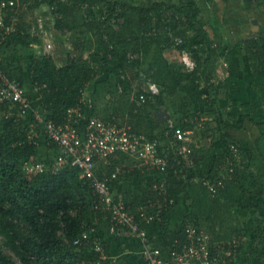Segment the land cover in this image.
Listing matches in <instances>:
<instances>
[{"label": "trees", "instance_id": "16d2710c", "mask_svg": "<svg viewBox=\"0 0 264 264\" xmlns=\"http://www.w3.org/2000/svg\"><path fill=\"white\" fill-rule=\"evenodd\" d=\"M77 1L80 8H83L90 6V3L96 0ZM241 1L245 6H253L257 9L260 6L264 7V0H235L233 3L237 5L236 3ZM19 2L27 8L19 12L15 20L16 32L0 48V66L11 77L22 83L33 104L44 112L46 120L65 125L69 122L70 109L81 107L85 111V108L91 105L92 109L88 111L89 113L100 116V111H103L102 117L106 122L115 120L114 122L121 123L118 119L124 118L125 112L124 107L122 110L120 107L123 102L116 99L117 92L120 89L124 92L130 90L131 82L127 75L135 72L136 68L138 70L142 68V64L138 61L136 64V61L131 60L129 56L131 52L141 53L144 58L154 53L161 54L149 69L152 74L150 71L147 73L150 79L152 78L163 88L159 97L144 91L146 98L143 102L147 107L158 110L168 96L176 97L179 89L186 82L197 83L199 78L204 81L209 90L211 106L216 112L221 141L225 147L221 155L214 153L208 176L212 179L224 171L225 168L222 166H226L228 158L233 156L232 143L240 146L243 152L245 149L248 158L245 159L242 168H236L233 180L226 181L224 187L214 195L215 197H212L213 194L211 195L201 182L192 183L178 178L175 170H171L167 176L170 195L174 199L185 195L189 212L178 231L170 228L168 217L170 209L163 213V219L156 228L162 231L163 239L175 241L176 238L183 239L186 224L194 222L198 227L220 238L221 233L216 232V228L220 224L223 230L227 220L225 213L232 208L245 209L247 198L256 195L257 204L248 205V208H255L260 221V225L252 231L260 233L255 246L258 252L264 255V180L260 174L264 170V163L261 164V170L252 167V160L254 163L256 157L247 146L234 139L230 120L225 119L218 108L217 97L224 84L222 81L212 82L210 68L211 62L221 53L212 47V40L205 31L206 22L201 16L202 8L198 6L199 4L194 0H183L182 7L174 8L162 3L140 7L118 1L109 3L103 22L93 23L91 26L92 36L84 33L75 37L76 39L72 42V51L68 55L69 59L63 66L58 67L52 56L41 59L32 58L28 78L13 48L18 46L30 48L32 44L40 43L41 38L33 36L30 30L32 25L37 24L39 15L37 12L40 6L47 2L52 5L58 2L59 11L65 15L66 20L70 15L68 6L63 3V0H37L36 2L19 0ZM163 6H167V9L162 10ZM166 11L172 14L165 13ZM183 25L196 32V39L200 41L198 43L200 51L204 54V58L199 57L201 65L193 72L184 69L182 62L180 67L178 63L171 62L164 56L166 48L163 46L167 45L172 47L173 54H178L179 58L184 50L191 52L192 44L186 32L183 31ZM179 39L181 42H178ZM242 44L239 46L247 52L254 70L264 71V36L257 39L247 38ZM96 47L101 51L100 63L85 57L87 52H91ZM104 75L107 77L104 78ZM26 79H30L29 82ZM29 89L33 91V94L29 92ZM8 107L9 105L0 107V111L5 113ZM2 115L0 120V236L2 237L0 264H81L82 262L92 264L100 261L101 254L94 250V245L80 247L75 244L82 233L93 226L94 221L105 216L93 210L94 196L90 181L82 176L79 168L71 165L61 167L56 173L53 171L27 173L25 169L27 163L39 161L47 165L53 163L59 148L49 139H46L44 144H35L30 141L28 129L31 123L36 121L34 117L27 116L28 119L20 118L16 121ZM131 115H133L132 112ZM147 118L142 119V123L149 121L152 128L159 126L157 118L153 119L151 115ZM246 118L256 124L250 114H242L233 126L243 130ZM132 126L133 131L141 133L142 125L134 123ZM38 131L41 136H44L42 128H38ZM198 152L193 148L191 155L196 168L192 172L201 167L202 162L210 156L200 155ZM115 184L117 181L114 182ZM151 184L152 181L148 179L147 187ZM87 224L89 226H86ZM143 226L145 229L150 227ZM226 231L228 233L225 234L224 230L223 236L235 232L237 235H244L249 232L243 227L227 228ZM98 237L105 245L102 235L98 233ZM105 250L108 253L107 247ZM109 262L101 261V264H109ZM138 264H145L143 258Z\"/></svg>", "mask_w": 264, "mask_h": 264}, {"label": "crops", "instance_id": "0c3cea01", "mask_svg": "<svg viewBox=\"0 0 264 264\" xmlns=\"http://www.w3.org/2000/svg\"><path fill=\"white\" fill-rule=\"evenodd\" d=\"M194 1L199 4L198 6L200 8H202L201 16L206 22L205 31L208 33L210 39L212 40V47L216 50L218 49V51L221 53V55L215 59L217 61L213 60L214 62L213 66L218 65L216 69V72L218 70V73H216L218 76L217 78H219L220 81H222V83L224 84L223 87H226V89L229 92L232 106L234 108V112L230 114L232 115V117H235L234 114H236V111L239 112L238 109L241 108L243 110L240 112L239 116H241L242 114H250L252 120L253 121L255 120L256 125L259 124L260 127H263L264 125L263 124L261 125L260 121H264L263 118L264 117V71L254 70L253 64L250 61L247 52L244 49H242L241 46L239 45L242 44L243 41L247 38L255 37L257 39V37H260L262 35L264 36V16H263L264 7L260 6L259 8L260 10H259L253 6L252 7L245 6L242 1L236 3L237 5H235L233 3L235 0L234 1L233 0H194ZM220 2L221 5L219 4ZM222 9H226L227 11L221 12V15L218 16L219 14L218 12ZM209 12H211V15L209 17L211 18L210 21L206 19V14ZM212 13H216V14L218 13V14L217 16L216 14L214 16L212 15ZM4 18H5V27L3 30L4 40L0 45V48L5 43H7L8 40L11 38L12 34L16 32V26L13 32L12 31L7 32L6 30L7 26L13 27L11 23L12 21L10 17H8L7 12ZM30 30H31V34L38 38V36L34 35L33 25ZM38 44H32L30 47L32 46L36 47L38 46ZM142 63H144V59L142 60ZM225 63H227L228 65H225ZM224 66L226 67L225 68L226 74L224 72V75H222L220 69L224 68ZM1 69L5 75H7L9 78H13L2 67ZM140 70L141 69L139 70L137 69L135 73L134 72L129 73L127 76L131 82V90L133 93L132 97L135 98L131 102L132 105L130 103L131 106L129 105L128 107L140 108L141 111L145 113L131 115V112L126 113L124 110L125 112L123 116L124 121L121 123L117 122V124L127 127L131 133L141 135L145 141L158 143L159 151L161 154H165L168 151L174 152L172 149V143L174 141L172 127L182 128L185 131L193 132V134H191L192 143H194L193 148H195L197 152L198 151L202 152L203 148L206 146V140L205 138L203 139L204 132L207 133L206 138L209 136L214 137L212 126L214 125L215 122L216 124L218 123L216 119V112L214 111V108L211 106V103L208 102L207 98L205 99L202 98L203 106L200 105L199 107V104H201L200 95H197V97L199 96V98L196 99L192 98L194 96L190 98L188 97L186 98L184 96L182 97V93L178 91L176 97L168 96L165 99V102L163 103V105H165L166 107V110L165 109L164 110L167 111L168 115L164 117L158 115V111H162L163 109H159L158 111L150 110L147 111L146 114V110H149V108L151 107H147L146 104L143 102V100L146 98V96L144 95L145 94L144 91H149V93H152L149 84L150 83L156 84V83L152 80V78L143 79L142 77L137 76V74H140ZM146 81H147V85H146ZM162 88L163 86L161 87V89ZM119 92L124 93L122 89H120L117 93L119 94ZM152 95L157 96V94L154 93H152ZM217 99H218L217 101L218 108L220 112H222V115L224 116V114L226 113L224 112V108L220 102L221 101L220 92L218 94ZM180 102L184 104L185 108L183 107V104L180 105ZM5 105H9V104H4L1 107ZM126 105L127 103L125 104V106ZM199 108L203 109V111L201 110L204 116L202 117L203 123L200 122L201 117L197 118ZM8 112H9V107L5 113L2 112V114H4V116L7 119L10 120L13 119L16 121L19 119L16 116L15 117L10 116ZM100 113L103 114L104 112L100 111ZM148 115L153 116V119L157 118L159 122V126H156V128H152L150 126L149 121L147 122L145 121V123H142V119L143 120L144 118L148 119L147 118ZM27 116H31V115H26L23 116L22 118L28 119ZM209 120H211L210 122L212 123V126H209L208 124ZM227 120H231V119H227ZM245 120H246L245 122L248 121L251 122L250 119L248 118H246ZM236 122L237 120L235 121V119H233V121L230 123L231 124L230 127L233 128L232 130L239 131L237 127L233 126V123L235 125ZM134 123H139V125H142L141 133H137L133 131L134 127L132 125ZM246 125L247 124H244V128ZM83 127H84V123L80 128ZM30 130H31V125L28 129V132ZM218 132L219 133L221 132L219 127H218ZM198 133H201L199 137H198ZM45 140H46L45 136H41L40 142L44 144ZM197 146L201 147L202 150L197 148ZM205 148L209 149L211 147L210 145H208V147ZM45 149L48 150V148ZM207 151H203V152H205V154H208L210 156L207 157L202 162L201 167L196 169L197 171L199 170L198 172H200L201 175L197 174L198 173L197 172L195 177L198 180L195 181V179H191L189 180L190 182L192 183L201 182L204 185L202 181L204 179H210L208 174L212 168V160H213L212 155H214L215 152H213V149L212 152L210 151L207 152ZM117 157L115 159H112L111 165L105 166L102 163H100L97 170L98 175L100 177L107 175V177L110 178L111 185L114 190V194L116 195V197L123 199L125 204L129 207L130 211L135 216L139 217L141 211H146L147 213L155 215L156 212H159V209H161L160 217L159 219H157L155 223L147 224L145 222H142V226L143 225L150 226L146 230L149 232L151 243L154 246L162 247L165 250V255H167L168 243H172L174 241H168L163 239L162 231H159L156 228V225L162 221L163 213L168 209H170L168 212V217L170 220L169 225L173 231H178L182 227L183 222H185V217L189 212L188 201L187 200L185 201L186 196L185 195L180 196L179 199L178 197L175 199L172 198L169 192V182L167 179V176L169 175V172L171 170H175V174L178 175V178H180L179 172L181 167L175 163L174 165L168 167L167 169L162 170L157 167L137 166L141 163V159L130 154L129 155L120 154ZM208 160H210V163L207 166L206 163ZM118 166L123 168L126 167V169H132V170L129 171L128 173H122L117 177H114L113 173H115ZM148 179L152 181V184L149 187H147ZM115 181H117V184L114 185ZM92 191H93V187H92ZM212 197L215 196L212 195ZM172 199L174 200L173 202L171 201ZM180 202L181 205L179 204ZM102 219L94 221L95 223L93 225L99 226L97 232L100 235H102V239L105 242V247H107L108 250L107 261H110L109 264H138L142 259L141 254H139L141 250L140 239L137 237L129 238L121 234L120 232H113L112 228L110 227L109 219L105 216H103ZM252 222L253 221L251 220V223ZM189 223L195 225L198 229L204 230L209 234H211L213 240H229L235 238V236H238L235 232L232 233L231 235L230 234L228 236L221 235L220 238H217L212 232L204 228L198 227L194 222H189ZM186 227L187 224L185 226V229ZM184 235H185V231H184ZM185 238L186 236H184L183 239L176 238L175 240H184ZM256 240H255V244L257 243ZM246 246L247 245L242 247L241 254L236 259V264H249L247 259L251 256L252 252L250 249L249 250L250 255L249 253L247 254Z\"/></svg>", "mask_w": 264, "mask_h": 264}, {"label": "built area", "instance_id": "2783aa9c", "mask_svg": "<svg viewBox=\"0 0 264 264\" xmlns=\"http://www.w3.org/2000/svg\"><path fill=\"white\" fill-rule=\"evenodd\" d=\"M18 2L19 0H0V45L4 40L6 12L13 26H7L6 30L7 32L15 30L17 13L21 11ZM24 6L27 8L26 5ZM43 21V16L39 14L37 24L33 25L34 35L40 38L47 32L45 21ZM178 42H181V39ZM181 61L188 72H193L198 67L192 53L188 50L181 52ZM225 65L228 64L225 63ZM222 75H224L223 72ZM217 79L220 82V79ZM149 86L152 93L159 94L156 84L150 83ZM4 104H9L8 113L12 117L16 116L20 119L31 115L35 118L36 121L31 123V130L28 132L31 142L41 143L38 128H42L45 139H49L59 148L53 163L50 165L42 161L27 163L26 172L53 171L56 173L66 165L79 168L82 176L89 180L93 187V210L109 219L113 232H120L123 235L126 233L140 239L145 264H236V259L248 240L246 235H238L229 240H213L211 234L190 223L185 229L186 238L168 243V252L165 255L162 247L151 243L149 232L142 226V222L155 223L160 217L161 209L155 215L141 211L139 217L135 216L123 199L114 194L110 178L107 175L100 177L97 172L100 163L105 166L111 165L112 159L118 155L130 154L141 159V163L137 166L165 170L176 163L181 167L179 172L181 179L197 181L195 177L197 170L192 172L196 165L191 155L192 150L189 148L193 132L172 127L174 152L168 151L161 154L158 143L145 141L141 135L131 133L127 127L114 121L106 122L101 116L89 113L88 111L92 109L91 105H88L85 111L81 107L70 109L69 122L65 125L56 124L44 118V112L33 104L22 83L16 78H9L0 67V107ZM83 123L84 127L80 128ZM231 150L233 156L228 158L226 166H222L225 168L224 171L212 179L202 181L213 195L224 187L226 181L233 180L236 168L245 163L240 146L232 143ZM131 170L118 166L113 176L117 177ZM75 244L80 247L94 245V250L101 255L100 261L92 264H101V261L108 260L105 245L99 239L94 225L85 230ZM81 264H87V262Z\"/></svg>", "mask_w": 264, "mask_h": 264}, {"label": "rangeland", "instance_id": "374dc122", "mask_svg": "<svg viewBox=\"0 0 264 264\" xmlns=\"http://www.w3.org/2000/svg\"><path fill=\"white\" fill-rule=\"evenodd\" d=\"M35 2L37 0H34ZM121 2V3H127L128 5L131 4L133 5V7H140L141 5H149L151 6V4H155V3H162V4H166L169 5L171 7H182L183 3L182 0H96V1H92L90 3V6H84L83 8H80V5L78 4L77 0H63V3L66 4V6H68L69 9V19L66 20L65 15L59 11V4L58 2L55 4H49V2L47 3H43L40 8L39 11L37 12V14H41L43 15L45 24H46V29L47 32L44 34L43 37H41V41L38 44V46H32L30 48H26V47H15L13 48V52L16 54V58H18V62L24 66L25 68V74L28 75L29 78V74H30V70H31V62H32V58H38L41 59L43 57L46 56H52V58L54 59L56 65L58 67L63 66L67 61H68V55L69 52L72 51V47L73 44L72 42L76 39V36H80L83 35L84 33L91 35L92 33L90 31L91 26L93 25V23H98V22H103L104 20V15L106 13V7L107 4L109 3H115V2ZM221 5V2L219 3ZM218 4V5H219ZM18 6L20 7V9H26V7L24 5H22V3L18 2ZM162 10H166L167 6H163ZM214 8V5H213ZM174 10V9H173ZM175 11V10H174ZM227 11L226 9H222L220 10L217 14L218 16L221 15V12ZM165 13H169L172 14V12L170 11H166ZM264 13V12H263ZM19 14V11L17 13V15ZM185 14V13H184ZM216 13H212V15L215 16ZM216 14V16H217ZM45 15V16H44ZM211 15V12L206 14V19L207 20H211V18H209ZM264 16V15H263ZM181 17H183L181 15ZM185 17V16H184ZM43 21V22H44ZM215 23V21H214ZM183 31L186 32L190 43L192 44V49L191 52L194 56V59L196 60L197 66L199 68V66L201 65V60L199 61V57L204 58V54L202 51H200L199 48V44L200 41L196 39V32L194 30L188 29V26L183 25L182 26ZM93 39H95L93 37ZM220 45V44H219ZM163 48H166V52L164 54V56L166 58H168L171 62H175L178 63V66L181 67V57L179 58L178 54H173L172 52V47L170 48L168 45L167 46H163ZM15 49V50H14ZM161 54H156L154 53L152 56L148 57V58H144L143 55L141 53L138 52H131L130 53V58L132 61H136V64L139 62L140 64H142V68L140 70V74H137V76L142 77L143 79H149V75L147 73V71H150V67L152 66V64L156 63V60L159 59ZM85 57L87 58H91L95 61H98L99 63L102 61L101 58V51L96 47L92 49L91 52H87L85 54ZM144 59V63H142V60ZM215 60V59H214ZM138 61V62H137ZM217 61V60H215ZM214 62H211V79L213 80L212 82H216L219 83L218 79H217V74L216 73V69L218 67V65L213 66ZM226 67L224 66V68L220 69L221 73L225 72L226 74ZM105 69V67H104ZM136 69H134V71H136ZM219 71V72H220ZM214 72V74H213ZM135 73V72H134ZM135 75V74H133ZM128 76V75H127ZM107 75H104V78H106ZM30 79H26L27 82H29ZM153 80V79H152ZM218 81V82H217ZM156 83V82H155ZM159 87V95L161 93V86L156 83ZM146 85H147V81H146ZM29 92L31 94H33V91L31 89H29ZM180 93H182V97H192L196 95V97H192L193 99L199 98V96L197 97V95H200L201 97V104L200 105L203 106V102H202V98H207L208 102L211 103V98L209 95V90L206 87L204 81L199 78L197 80V83H192V82H186L181 89L179 90ZM221 93V105L224 108V112L226 114H224V117L227 119H231L230 121L232 122L233 119H235V121L239 119V115L240 112L243 109H238V111H236V114H234L235 117H232V115L230 113L234 112V108L232 106V102H231V98L229 96V92L226 89V87H222L219 91ZM121 93L123 92H119V94L116 96V99L120 100L121 102H123L124 104H120L121 110L124 107V110L126 113L129 112H133V114H140V113H145L142 112L140 108H136V107H128L130 105V103L132 102V100H134L135 98H133V93L132 90L130 89L127 92H124L121 96ZM159 95H157L156 97H159ZM202 95V96H201ZM136 97V96H135ZM198 100V99H197ZM127 103V105L125 106V104ZM183 103L180 102V105H182ZM132 105V103H131ZM130 105V106H131ZM183 107L185 108L184 104ZM203 108V107H202ZM199 108L198 110V116L197 118L201 117L200 122L203 123V109ZM159 109H165L166 107L165 105H161ZM150 110H154V111H158L155 110L153 108H149V110H146V114L147 111ZM162 110V111H163ZM158 111V115H160L161 117H164L166 115H168L167 111ZM196 110V109H195ZM194 110V111H195ZM202 110V111H201ZM137 111V112H136ZM193 112V110H192ZM117 114V113H116ZM155 114V112H154ZM101 116H104L103 114L100 113ZM2 112L0 113V120L2 117ZM233 118V119H232ZM264 118V117H263ZM119 122H123V118H119L118 119ZM208 120V118H207ZM211 120H209L208 124L209 126H212V123L210 122ZM255 121V120H254ZM258 121V120H256ZM261 125H264V121H260ZM245 124H247L245 126V128L243 130H232V135L234 137V139L238 140L239 142L243 143L244 146H247L249 148L250 151L253 152V155L256 157V161L252 160V167L253 168H257L258 170H261V164L264 163V126L260 127L259 125L253 124L252 122H245ZM206 125V124H205ZM213 128V136H209L206 138L207 133L204 132V137L206 140V146L208 147V145H210L211 148H203V150L201 149V147H198L200 150H202V152H198L200 153V155L205 154V152L203 151H207V152H215L216 154L221 155L224 152V145L221 142V134L218 132V127L216 122L214 123V125L212 126ZM200 132V131H199ZM206 133V134H205ZM201 133H198V137L200 136ZM191 146L189 147L190 150H192L193 152V145L194 143L190 144ZM252 148V150L250 149ZM244 152L242 151V157L243 160L245 161L246 158H248V153L245 149H243ZM262 153V155H261ZM213 157L215 155H212ZM210 163V160L207 161L206 165L208 166ZM205 166V165H204ZM203 166V167H204ZM206 166V167H207ZM243 165H239L238 167H243ZM205 167V168H206ZM209 168V167H208ZM199 171V170H198ZM197 171V172H198ZM197 174L201 175L200 172H198ZM261 177L264 180V170L261 171ZM257 197L256 195H251L247 198V200L245 201V206H247L245 209L243 208L242 210H238L235 208L229 209V211L227 213H225V219L226 220V224L223 228V230L221 229V225L218 224L217 228H216V232L221 233V235H224V230H225V234L228 233L226 231L227 228H234V227H243L244 229L249 230V232H247V234H245L248 238L247 242H246V253H249V250L251 249V256L247 259L249 264H264V255H261L258 250L256 249L255 246V240L259 239L260 233H256L253 232L252 230L256 227H258L260 225V221L257 217V213L256 210L253 208H248V205L250 206H255L257 204ZM225 203V200L223 201ZM222 202V203H223ZM181 205V202L179 203ZM224 214V213H223ZM222 215V214H221ZM251 220L253 221L251 223ZM86 226H89V224H87ZM97 228H99L98 225H96ZM230 232V231H229ZM231 234V233H229ZM126 237L129 238H133L134 236L132 235H128V234H124ZM2 237L0 236V243H1ZM258 243V242H257ZM252 244V245H251ZM142 256V243H141V250L140 253ZM250 255V253H249Z\"/></svg>", "mask_w": 264, "mask_h": 264}, {"label": "water", "instance_id": "95a60500", "mask_svg": "<svg viewBox=\"0 0 264 264\" xmlns=\"http://www.w3.org/2000/svg\"><path fill=\"white\" fill-rule=\"evenodd\" d=\"M254 23H255V21H254Z\"/></svg>", "mask_w": 264, "mask_h": 264}]
</instances>
